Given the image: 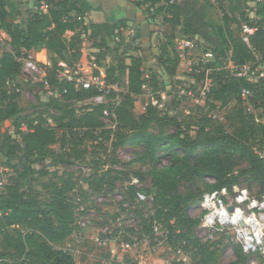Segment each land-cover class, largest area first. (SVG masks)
I'll list each match as a JSON object with an SVG mask.
<instances>
[{"label": "trees", "instance_id": "obj_1", "mask_svg": "<svg viewBox=\"0 0 264 264\" xmlns=\"http://www.w3.org/2000/svg\"><path fill=\"white\" fill-rule=\"evenodd\" d=\"M227 1L225 10H229L232 16L226 15L222 26H214L207 21L210 5L203 3V0H188L182 4H171L170 0L138 1V6L146 7V12L153 17L151 20L161 15L164 17L163 23L172 27L171 33L165 34L166 42L162 44L158 56V65L165 68L169 77H176L180 66L177 52L171 51V44L178 37L204 41L207 54L216 59L214 66L218 68L223 66L230 52L236 65H264V1L258 4L256 12L253 7H248L247 0ZM43 2L48 6L46 13L40 10ZM163 2L168 4L151 12V8ZM34 6L32 11L23 14L19 11L22 7L20 4L0 0V29L9 36L11 47V51L0 53V155L5 157L6 166L15 171L0 194V264H76L73 255L63 250L69 238L78 230L75 226V207L68 198L76 187L73 175L61 179L59 183L45 185L44 195L31 187V177L38 172L37 164L48 160H52L54 165L70 164L73 154L79 158L88 152L86 140L95 141L98 139L96 134H99L103 142H107L113 133L114 141L110 147L113 154L127 147H142L143 153L137 161L155 165L147 174L134 175L140 181L151 177V188L137 189L131 186L128 189V200H134L136 192L141 191L154 201V214L145 216L141 211L137 214L141 228L136 234L138 241L149 240L150 245L157 248L163 244L173 248L181 246L189 253L194 264H216L222 250L197 239L195 230L201 219L192 218L189 209L199 203L204 193L226 191L233 194L234 187L242 185V180L249 184L250 189L256 186L259 194L264 193V160L254 151L256 146L264 148V125L257 124L247 114L241 97L244 89L251 90L256 99L255 108L264 110V78L252 83L231 78L223 70L212 73L209 99L214 105L211 106L226 112L233 105L227 116V122L232 126L231 133H227L225 126L220 124L214 131L203 128L192 135L189 125L153 108H148L137 117V100L130 97L125 98L117 110L118 126L115 132L106 131L102 121L104 106L86 108L79 105L96 93L76 90L70 84L56 83L54 72L58 69V63L88 65L91 56L95 55L111 81H122L121 77H127V82L122 83L135 96L142 94L146 68L151 73L150 82L154 85L158 83L157 67H148V59L144 55H121L115 66L105 65L106 56L111 51L109 40L113 39L114 29L118 25L126 26L127 21L86 24L84 18L92 7L85 0H37ZM21 16L24 17V26L16 23ZM75 16L82 20L78 21ZM258 18L260 26L252 21ZM240 19L257 28L250 39V46L240 37ZM231 20H234L235 26ZM178 28L180 31H177ZM68 33L72 35L68 36ZM102 33L105 38L98 47L99 53L96 55L85 51V38L89 35L97 37ZM119 47L116 45L114 50L118 51ZM43 51L53 65L49 71L51 83L61 93L65 89L68 91L60 99L50 92L52 99L40 103L46 111L56 112V115H52L57 126L55 130L45 126L44 116L51 113L38 112L37 119L32 120L29 115L31 110L26 111L21 107V95L9 94L6 90L8 80L16 82L23 90L35 86L22 79L23 66L19 59L31 52ZM198 78L199 81L203 79ZM38 87L44 88L43 85ZM32 109L37 112L39 106L35 105ZM6 122L11 123L13 132L4 130ZM24 123L27 124V132L21 131ZM74 129H87L88 132L84 137H79L73 133ZM171 130L174 132L171 133ZM67 134L73 137L70 138L72 148L66 153L68 159L65 161V155L57 157L53 147L64 148L68 144ZM97 148L103 153L109 150L103 143ZM161 154L163 158H170L169 164L162 169L156 166H160ZM15 159L17 164L13 165ZM82 161L84 163V159ZM112 164L120 163L114 160ZM19 167L21 170H18ZM39 174L45 176L48 173L39 171ZM111 174L122 173L109 169L92 183V187L97 191L105 190L107 185L108 188L112 187L118 178ZM209 179L213 183H208ZM182 183H188L193 188L183 192L180 188ZM84 196L88 194L85 192ZM155 223L161 224L168 232V240L154 231ZM233 248L236 260L231 264H248L249 257L242 248L238 245H233Z\"/></svg>", "mask_w": 264, "mask_h": 264}, {"label": "built area", "instance_id": "obj_2", "mask_svg": "<svg viewBox=\"0 0 264 264\" xmlns=\"http://www.w3.org/2000/svg\"><path fill=\"white\" fill-rule=\"evenodd\" d=\"M186 1L188 0H170V3L182 4ZM208 2L211 7L220 11L224 10V16H231V14L225 10L228 4L227 0H208ZM254 3L253 8L263 3V0H256ZM166 4H168V2H163L151 8V12L154 13L155 9ZM40 10L46 13L48 6L43 2ZM75 17L78 21L82 20L81 17ZM239 30L242 41L250 46V39L256 33L257 28L241 21ZM128 33L129 29L126 26L118 25L113 32L114 43L116 45H121L124 37L128 36ZM68 34L72 35V33ZM3 42L8 44L11 50L9 36L5 31L0 29V47H3ZM202 42L203 41L197 39L186 40L182 37H178L174 41L175 51L179 56L180 65L182 62L186 63L187 71L193 77L194 82L191 87H182L174 91L173 98L179 102L182 107L187 105L195 108V110L198 109L211 121L224 124L226 122V117L222 114V111L212 108L211 105H214V102L209 99L210 89L213 85V80L210 78L212 73L216 70H223L227 72L228 76L231 78L246 80L252 83L263 79L264 74L260 72V67H257L255 63L236 65L232 60V52H230L228 58L225 59L221 68L215 67L214 64L216 59L213 58L212 55L195 56ZM19 62L22 63L23 66L22 79L25 82H31L32 85L36 86L43 85L49 92H54V97L58 99L67 94V89L61 93L58 87L51 83L49 71L52 69L53 65L48 58L44 61H40L29 53L27 57L20 58ZM57 66L58 69L54 72L56 83H66L73 85L76 90L96 93L95 96L79 103V105L86 108L104 106L105 110L102 121L105 124L104 129L106 131L110 130L115 132L118 126L117 110L127 97L136 100L147 99V103L142 106L144 112L148 108H153L163 115L171 114L168 105L170 100L166 94L156 91L155 88L150 85L151 83L148 82L144 83L142 86V94L140 96L129 93L120 80L111 81L108 78L106 72L99 66L95 55L91 56V61L88 65L76 64L71 66L65 62H59ZM198 77H202V81H199ZM6 90L9 94L23 95V88L19 87L16 82L12 80L6 82ZM157 95L160 96L161 100L157 98ZM241 97L247 114L253 117L257 124L264 125V110L255 108L254 101L256 99L254 93L249 89H244ZM52 115H56V113L52 111L51 115L44 116L46 121L45 126L50 130H55L57 126ZM21 131H28L27 124H22ZM87 132V129L73 130V133L77 134L79 137H84ZM60 133H63V131H60ZM96 135L98 137L97 140H86L85 142V145L88 147L85 159L86 162L92 163L93 165H95V163H101L102 165L107 163L110 156L113 155V151L110 147L114 141V133L111 134V139L107 142H103V137L99 134ZM71 136V134H67V137L71 138ZM102 143L105 147L109 148L105 153L99 148L95 149V147H99ZM68 145L69 144L62 149L60 147L63 153L70 152ZM254 151L264 160V148L256 146ZM120 152L121 150L117 151L116 154L118 155ZM18 170H21V167H19ZM88 170L89 169H87V171ZM100 170L97 171L96 178L102 177L104 171L102 172ZM14 173L15 171L13 168H9L2 164L0 155V188L3 189L7 185V180ZM127 186L125 191L126 198L122 199V204L118 205L116 209L118 212L122 210V207H128L138 211V208H142L148 200V197L141 191L136 192L134 200L127 199L129 187L135 186L137 189H141L139 179L132 178ZM107 189L109 188L105 186V190ZM85 192L86 191L76 185L75 189L68 195L70 203L75 207V226L78 230L69 238L63 250L73 255L74 258L83 255V251L81 250L83 243H81L78 231L80 229H87L92 224V220L89 215H87L89 207L87 196H84ZM200 203L202 206V213L198 219H201V223L197 227V232L195 231V233H199V241L215 245L224 252L227 251L234 254L233 245H238L242 248L243 253L249 257L248 264H264V193L259 194V192L251 191L243 185H237L234 187L233 194H229L226 191L204 193L200 199ZM97 208H101L100 203H97ZM230 208H233L234 211H230ZM238 212L240 213V219L233 223V217H235ZM118 221L120 220L118 219ZM153 228L161 238L168 240V232L161 224L155 223ZM126 230L130 229L127 228ZM124 231L121 225L113 231H103L106 236L99 239V246L106 249L110 245H113V247H109L107 250L106 256L102 258V264H123L121 254L127 255L139 244L138 239L135 237L129 236L125 238ZM223 238L226 239L221 243L220 240ZM174 249L175 255L171 261H168L166 264H194L184 247L179 246Z\"/></svg>", "mask_w": 264, "mask_h": 264}, {"label": "rangeland", "instance_id": "obj_3", "mask_svg": "<svg viewBox=\"0 0 264 264\" xmlns=\"http://www.w3.org/2000/svg\"><path fill=\"white\" fill-rule=\"evenodd\" d=\"M93 2L95 6L102 7L99 4H104V9H111V6H114L118 3H123L125 0H89ZM139 0H131L129 2H125V4L130 7V12L134 9L138 15H139V23H136L134 26H130L129 33L127 37H124L123 43L120 45L119 50L115 51L116 44L114 43L113 39L109 40V46L111 47L110 55L108 59L106 58V63H117L121 55H132V54H140L142 50H151L153 56L150 57L148 67H157L160 68V71L162 75L159 74V81L156 85L150 82L151 73L150 70L147 68L144 72V78L146 82L151 83L150 85L155 88L156 91L162 92L166 94L170 100L168 103L169 108L173 109V112H170L172 116L177 117L180 120V123H185L189 125L190 131L192 135H195L197 131L205 128L207 130H216L218 127H220V123H217L215 121H211L208 118L205 117L204 114H202L198 109L195 110V108H192L190 106H181L179 102H177L174 98V91H176L178 88L182 87H191L193 85L194 79L193 77L188 73L187 71V65L185 62H182L179 66V69L177 71L178 78H171L169 77L168 73H166L165 68H161L159 66V57L156 55H159V49L161 47V44L166 42V39L160 34H156L155 30L159 29V26L163 24V16H157L156 20L152 23L155 25L153 28L151 27V24H149V19L153 18L151 15H149L146 12L145 7L138 6ZM248 7H253L255 4L254 2L256 0H247ZM264 1V0H263ZM11 2H14L15 4H20L22 7L20 8V12L23 14L27 13L28 11H32L31 9L34 7L37 2V0H11ZM116 2V3H114ZM250 2V3H249ZM203 3L210 5L208 0H203ZM109 4V6H107ZM126 6V7H127ZM115 7V6H114ZM250 7V8H251ZM119 7H115L116 12L114 13V16L117 19H122L127 16V13L125 14V11H121L117 9ZM126 10V8L124 9ZM253 10L257 11L258 6L253 8ZM127 11V10H126ZM130 12H128L130 14ZM228 12H230L228 10ZM224 10L220 11L213 7L208 8L207 12V21L211 23L214 26H222L224 23V19L226 15L224 16ZM231 14V12H230ZM232 16V14H231ZM229 16V17H231ZM254 15H250L249 17H253ZM109 17V16H108ZM231 24L234 25L233 21L231 20ZM254 24H259L260 19H253L252 20ZM16 23L24 26L25 21L24 17L21 16L16 20ZM115 23V22H114ZM89 24H93L90 22ZM235 26V25H234ZM260 26V24H259ZM152 30L154 32H152ZM177 31H180V28L177 29ZM176 31V34L178 32ZM237 36L239 35V32L237 31ZM68 36H71L68 34ZM105 38L104 33L100 34L97 37L93 36H87L86 37V46L85 50L89 53H95L93 50L98 49L99 45L101 44L102 40ZM3 47H0V53L11 51L8 47V44H5V42L2 43ZM171 51L172 53L175 51V43L173 42L171 44ZM207 45H205V42L203 41L200 48L196 52L195 56H201V55H209L207 54ZM99 51V50H98ZM96 51V53H99ZM31 52L32 56H35L38 60L44 61L48 56H44L43 52ZM211 53V52H208ZM155 54V55H154ZM97 55V54H96ZM210 56V55H209ZM128 57V56H127ZM214 58V57H213ZM218 59V58H217ZM221 61V59H220ZM107 66L109 64H106ZM260 72L264 74V65L259 66ZM123 83L127 82V77H121ZM51 93L46 90L45 88H41L38 86H33L29 88H25L23 90V95L20 98V104L23 109H26V111L31 110V119H37L38 114L40 112L48 114L51 113L50 111H46V109L43 108L40 103H47L52 99ZM157 98L161 100L160 96L157 95ZM147 103V99H138L135 103V114L137 117L142 115L144 113V110L142 109V106H144ZM38 105L39 110L37 112L33 111V106ZM233 107L231 105L226 112H222L224 116L226 117V122L224 124L225 131L227 133L232 132V126L229 122H227V116L229 113V110ZM39 112V113H38ZM56 113L55 111H53ZM38 113V114H37ZM4 130L12 132V127L10 122H6L4 125ZM174 130H171V133H173ZM73 137V135H72ZM70 138H67V143L69 144V148H72V145L70 144ZM1 142V139H0ZM53 150L56 153V156H62L65 155L64 159L67 161L68 157L66 156V153H63L59 146H54ZM68 153V152H67ZM143 153L142 147L137 148H123L121 149V152L117 154H113L110 156L109 161L107 163H104L102 165H93L92 163L86 162L84 154L83 157L77 158L75 154H73L72 158L70 159V164H60V165H54L52 160L44 161L42 163L37 164L35 167L37 169V173L34 174L31 177V187L35 189L36 191L40 192L42 195L46 193L45 185H49L50 183H59L61 179L67 178L69 175H73V179L76 182V185L79 186L82 190L86 191L87 196V203H88V211L87 215H89L90 219L92 220V224L87 229H80L78 231V235L80 236L81 243L83 245L81 246V250L83 251V255L75 257L76 264H102V258L106 256L107 250L109 247H113V245H110L107 249L99 246V239L105 237L103 231H113L115 228L119 227V225L122 226V229L124 231V237L128 238L130 237H137V233L141 230L140 228V220L137 217V214L139 211L143 212L145 216H149L150 214H154L155 208H154V201L152 198L148 197V200L143 205V207L138 208L137 210H134L132 208L128 207H122V210L120 212L116 211L119 204H122V199L126 198L125 191L127 189V185L129 180L136 177L134 176L136 173H143L147 174L149 173L152 168L155 166L153 164H149L148 162H139L137 161L140 154ZM162 155L160 166L158 164L156 165L159 168H164L169 164L170 158L166 157L163 158L164 155ZM118 156V158H117ZM63 157V156H62ZM84 159V163H82ZM117 160L119 161V165H113V161ZM1 162L4 166H6V159L3 155H1ZM13 165L17 164V160L15 159L13 162ZM242 168L245 166H241ZM102 168V169H101ZM87 169H89L87 171ZM101 169V170H100ZM109 169H113L115 171H118L122 174L116 175L111 174L110 176L118 178L117 182L109 189L102 191H97L94 187H92V183L95 182L97 171H104L106 173ZM39 171H43L45 173H48L45 176H42L39 174ZM138 179V178H137ZM9 180V179H8ZM7 180V183H8ZM208 183H213L212 179H209L207 181ZM107 185V184H106ZM242 185L244 187L249 188V184L242 180ZM108 186V185H107ZM152 186V180L151 177H146L143 181H140V187L141 189H149ZM181 191L186 192L189 188H193L192 185L188 183H182ZM202 188V187H201ZM4 189V188H3ZM2 188H0V194L4 192ZM250 189V188H249ZM251 191L258 192V188L256 186H252L250 189ZM97 203L101 204V208H97ZM202 213V206L199 201V203L195 206H192L190 208L189 214L192 218H199V216ZM118 219L120 221H118ZM130 230H126V229ZM198 228H196L197 232ZM196 237L198 239V234L195 233ZM226 239V238H224ZM1 249V247H0ZM155 249V251H154ZM175 255V249L171 247L169 244H163L161 247H153L150 245L149 240H144L139 242V244L127 255L121 254V259L123 261V264H166L168 261H171L173 256ZM236 260V255L232 252L227 251H221L219 255V260L216 264H231ZM262 264V263H260Z\"/></svg>", "mask_w": 264, "mask_h": 264}, {"label": "crops", "instance_id": "obj_4", "mask_svg": "<svg viewBox=\"0 0 264 264\" xmlns=\"http://www.w3.org/2000/svg\"><path fill=\"white\" fill-rule=\"evenodd\" d=\"M85 1H87L90 5H91V7H92V10L90 11V12H88L87 14H86V16H85V21H86V24H89L90 22H92L93 24H105V23H109V24H115V23H117V22H119V21H127V25H126V27L128 28V29H130V26H134L136 23H139V15H138V13L133 9L131 12L129 11L130 10V7H128L126 4H125V2H123V3H118V4H115L114 6L115 7H119L120 9H121V11L123 10V11H125V14L127 13V16L125 17V18H122L121 20L120 19H117L115 16H114V13L116 12V9H115V7L114 6H111L112 8L110 9H104L103 7H104V4H99V5H101L102 7H99V6H95L94 4H93V2H91V1H89V0H85ZM105 0H103L102 2H104ZM127 2H129V1H127ZM114 3H116V2H114ZM250 3V2H249ZM107 6H109V4H107ZM127 6V7H126ZM119 8H117L118 10H119ZM126 8V10H124ZM128 12H130V14L128 13ZM109 16V17H108ZM153 21H155V20H153ZM115 22V23H114ZM149 24H151V27L153 28V26H155L153 23H152V20L151 19H149ZM153 25V26H152ZM154 31H155V33L156 34H158V33H160L164 38H165V34H170L171 33V31H172V27L170 26V25H167V24H161V26H159V29L158 30H155L154 29ZM153 30H152V32H154ZM85 40H86V38H85ZM163 44V43H162ZM162 44H161V46H162ZM84 50H85V48H84ZM86 51V50H85ZM94 52H95V54H96V51H98V49H96V50H93ZM88 52V51H87ZM99 52V51H98ZM153 51H152V49L151 50H148V51H146V50H142L141 52H140V54H132V55H127V56H140V55H144V56H146L147 57V59H148V63L150 62L149 60V58L150 57H148V56H153V53H152ZM159 55L161 54V47H160V49H159ZM35 53V52H34ZM89 53V52H88ZM37 54V53H36ZM44 54V56L46 57L47 56V54H46V52L45 53H43ZM109 55L110 54H108V56H106V58L108 59V57H109ZM155 55V54H154ZM159 55H156V56H159ZM130 63V60L128 59L127 60V64H129ZM104 64L106 65V64H109L108 66H110V65H113V66H115L117 63H106L105 61H104ZM158 70H157V76H158V78H159V74L160 75H162V73H161V71H160V68H157ZM175 78H178V76H177V74H176V77Z\"/></svg>", "mask_w": 264, "mask_h": 264}, {"label": "clouds", "instance_id": "obj_5", "mask_svg": "<svg viewBox=\"0 0 264 264\" xmlns=\"http://www.w3.org/2000/svg\"><path fill=\"white\" fill-rule=\"evenodd\" d=\"M223 214V213H221ZM238 219H240V213L238 212L235 217H233V223H235Z\"/></svg>", "mask_w": 264, "mask_h": 264}, {"label": "water", "instance_id": "obj_6", "mask_svg": "<svg viewBox=\"0 0 264 264\" xmlns=\"http://www.w3.org/2000/svg\"><path fill=\"white\" fill-rule=\"evenodd\" d=\"M230 211H232V212H233V211H234V209H233V208H230Z\"/></svg>", "mask_w": 264, "mask_h": 264}]
</instances>
